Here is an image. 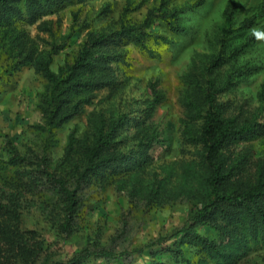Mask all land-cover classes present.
<instances>
[{
  "label": "trees",
  "instance_id": "1",
  "mask_svg": "<svg viewBox=\"0 0 264 264\" xmlns=\"http://www.w3.org/2000/svg\"><path fill=\"white\" fill-rule=\"evenodd\" d=\"M88 1L0 0V51L7 47L8 52H13V56H8L12 63L7 71L32 66L46 81L39 100L44 122L36 126L46 135L45 151L50 143H57L56 130L94 102L95 92L105 90L110 96L120 88L113 64L126 63L129 46L156 56L148 45L150 40L158 44L173 41L153 31L155 24L162 21L172 33L185 37L190 33L187 16L207 2L187 0L171 6V0H161L142 20L130 22L127 17L144 8L147 0H126L116 29L93 30L83 20L78 30L86 33L77 53L71 60L66 57L55 71V56L66 49L72 33L61 44L51 42L41 50L27 27L37 25L38 29L50 32L51 21L43 20L45 17ZM109 6L107 3L106 7ZM241 14L242 6L237 0H228L212 38L216 50L202 56L195 63L196 71L187 75V88L180 99L187 118L183 121V136L189 143L201 146L202 154L198 170L192 166L183 169L182 190L185 196L194 197L195 204L183 228L147 244L143 250L133 251L148 250L151 259L147 264H169L157 259L162 254L170 255L174 264H256L243 259L252 245L264 244V158L258 160L253 176H245L231 150L234 142L256 140L264 135V85L258 91L256 107L248 100L223 98L260 71L259 64L246 58L263 35L257 28L258 16L241 18ZM80 19L79 11L74 14L75 23ZM148 88L150 98L144 101V116L119 110H112L109 117L104 111L93 113L79 158H70L67 149L64 160L69 167L60 176L44 167L45 155L39 164L35 158L22 155L7 138L8 159L0 162V264H86L92 259H120L127 254L87 250L67 262L53 263L42 258L44 239L24 227L23 203L28 201L27 194L47 180L62 198L60 226L63 233L69 234L79 208L77 192L83 185L108 173L145 170L151 165V151L164 139L149 119L165 95L156 81L149 82ZM148 197L162 205L160 201L173 200L177 193L153 184ZM201 225L212 230L216 238L197 232ZM169 241L171 244L167 245Z\"/></svg>",
  "mask_w": 264,
  "mask_h": 264
},
{
  "label": "rangeland",
  "instance_id": "2",
  "mask_svg": "<svg viewBox=\"0 0 264 264\" xmlns=\"http://www.w3.org/2000/svg\"><path fill=\"white\" fill-rule=\"evenodd\" d=\"M160 1L147 0L146 6L127 20H142L147 11L158 6ZM185 1L171 0L170 5ZM227 1L207 0L202 9L187 16L190 33L185 37L175 35L162 21H158L152 30L164 34L173 43L158 44L150 40L148 45L157 53L156 56L129 46L126 63L113 64L121 82L120 88L110 96L105 90L95 92L94 102L86 105L82 114L56 130L57 143H50L46 151V135L36 127L44 122L39 100L46 81L32 66L9 73L7 68L12 59L8 56H13V52H8L7 47L0 51V162L8 159L5 143L10 138L22 155L35 158L39 164L45 155L44 167L56 176L65 174L64 170L69 167L64 160L67 149H70V158H79L93 113L104 111L109 117L112 110H119L144 116V101L150 98L148 84L151 81H156L165 95V100L149 119L150 125L159 129L164 139L151 151L153 163L145 170L118 175L108 173L83 185L77 192L79 208L71 233L61 230L63 216L59 206L62 207V198L47 180H42L41 186L27 194L28 201L23 203L26 205L23 225L44 239L42 258L47 257L53 263L67 262L87 250H104L127 254L120 259H92L86 264H147L151 259L148 250L133 251L143 250L147 244L171 236L188 223L195 199L185 196L182 173L187 167L200 168L202 148L189 143L183 136V121L187 118L180 99L187 88V75L196 71L195 63L216 50L212 38ZM237 2L242 6L241 18L258 16L257 28L263 35L249 49L246 58L259 64L260 71L223 98L248 100L256 107L258 91L264 85V0ZM107 3H110L109 7H106ZM125 4L126 0H90L45 17L43 20L51 21L50 32L38 29L37 25L29 26L27 30L41 50L51 42L61 44L65 36L72 33L66 49L55 56L52 68L57 71L66 57L73 58L83 42L86 31L78 30L83 20L93 30L116 29ZM107 10L110 13H105ZM79 11L81 19L75 23L74 14ZM261 122L264 123V114ZM231 150L233 160H239L244 175L253 176L258 160L264 158V135L256 140L234 142ZM153 184L173 189L177 197L160 201L162 205L157 203L159 201H149L148 191ZM194 184L198 185L195 181ZM197 232L216 238V234L205 225L199 226ZM170 244L171 241L167 243ZM190 256L187 252V257ZM157 259L174 264L170 255H158ZM248 260L264 264V244L252 245L243 259Z\"/></svg>",
  "mask_w": 264,
  "mask_h": 264
}]
</instances>
